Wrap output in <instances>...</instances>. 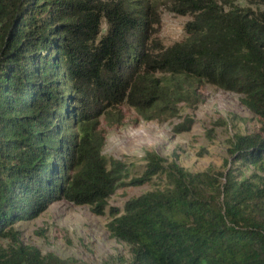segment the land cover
<instances>
[{
    "label": "trees",
    "instance_id": "trees-1",
    "mask_svg": "<svg viewBox=\"0 0 264 264\" xmlns=\"http://www.w3.org/2000/svg\"><path fill=\"white\" fill-rule=\"evenodd\" d=\"M251 1L262 8L166 0L189 20L182 41L161 47L149 0H0V264H73L13 225L59 200L101 216L118 188L155 178L108 210L106 231L128 255L103 264H264V0ZM202 86L240 96L258 125L230 137L222 170L190 173L146 151L129 178L101 154L100 116L126 105L174 117Z\"/></svg>",
    "mask_w": 264,
    "mask_h": 264
},
{
    "label": "rangeland",
    "instance_id": "rangeland-1",
    "mask_svg": "<svg viewBox=\"0 0 264 264\" xmlns=\"http://www.w3.org/2000/svg\"><path fill=\"white\" fill-rule=\"evenodd\" d=\"M156 4L157 23L151 34L155 45L167 47L184 39L183 24L189 20L168 12L166 0H149ZM223 6L249 8L262 7L251 0H216ZM197 101L179 100L175 103L174 117L165 111L154 119H143L135 110L121 105L109 110L97 119V131L101 133V154L106 160H118L128 167L129 178L141 171L143 155L154 152L165 161L175 160L185 171L194 173L206 169H223L228 160V140L234 134L255 132L258 125L240 103V96L222 90L202 86L196 91ZM183 118L191 125L182 133L172 128ZM247 167L244 174H250ZM264 179V174L260 173ZM163 182L153 179L151 184ZM151 184L118 188L107 201L104 214H92L86 206H74L63 200L52 203L37 218L18 222L13 229L24 244L35 247L40 254L51 253L73 264H103L111 257H127V248L111 239L105 225L108 210L121 211L123 204L153 189ZM160 186V185H159ZM2 242V240H0Z\"/></svg>",
    "mask_w": 264,
    "mask_h": 264
}]
</instances>
